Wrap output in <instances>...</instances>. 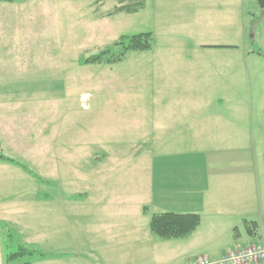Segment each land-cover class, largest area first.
Returning <instances> with one entry per match:
<instances>
[{
    "label": "rangeland",
    "instance_id": "1",
    "mask_svg": "<svg viewBox=\"0 0 264 264\" xmlns=\"http://www.w3.org/2000/svg\"><path fill=\"white\" fill-rule=\"evenodd\" d=\"M256 1L147 0L134 13L114 12L118 0L0 2V156L14 161L0 157V264H183L200 255L205 239L192 246L183 241L192 235L150 234L163 203L146 194L152 170L166 172L173 153L233 146L221 137L202 146L158 143L157 125L171 121L155 111L168 99L158 92L161 85L178 92L184 77L202 81L206 104L226 118L215 128L238 129L242 142L252 132L255 144L240 147L264 154V10ZM143 33L151 34L149 50L85 63ZM197 43L206 47L194 51ZM184 102L175 96L173 105ZM100 154L108 161L93 160ZM97 185L106 202L86 198ZM130 196L133 209H118ZM21 245L45 256L7 263Z\"/></svg>",
    "mask_w": 264,
    "mask_h": 264
},
{
    "label": "crops",
    "instance_id": "2",
    "mask_svg": "<svg viewBox=\"0 0 264 264\" xmlns=\"http://www.w3.org/2000/svg\"><path fill=\"white\" fill-rule=\"evenodd\" d=\"M146 9L147 0H144L143 8L137 12ZM192 13L198 15L200 12ZM222 13L231 14L233 12ZM236 13L239 14V12ZM166 24L167 21L162 20L161 25L165 26ZM193 46L194 51H201L206 47L201 43ZM168 77L167 75V79ZM180 82L181 88L178 92L175 87L170 90L163 85L159 89L161 91L158 92V95L168 99H165L166 102L163 106L155 107V111L157 114H167L165 118L171 119V121L167 126L163 122L157 125L156 128L163 132L162 140L158 143L168 140L169 144L173 145L202 146L206 142H210V138L213 143L216 137H221L223 143L226 141L233 146V150L230 153L207 154L200 152L168 155V170L166 172L152 170L151 186L146 190V194H150L153 200L155 195L159 198L158 200L161 199L163 202L159 211L161 213L199 215V227L191 234L192 236L190 235L191 237L187 236L190 238L183 240L192 246L194 240H206L202 247L195 250L200 253L197 257L217 260L227 251L245 249L251 245H264V229H262L264 226V154H256L254 147L248 148L246 151L240 147L241 144L252 146L255 144L252 140L254 137L252 132L248 131L246 137L249 140L242 142L238 129L218 131L215 128L220 119L226 120V118L221 115L223 110L206 104V92L204 88L202 90V81L192 84L190 78L185 80L184 77L180 79ZM181 95L185 98L184 105L176 107L173 105L174 97ZM169 97H173V99L170 101ZM192 98H195L196 102L201 105L193 106ZM130 111L131 108L128 106L120 108V112ZM93 160L108 161V157L105 154H100ZM192 164L196 165L197 169L187 170V166L192 169ZM100 186L102 185H97V190L94 188L86 198L88 197L92 201L98 199V203L106 202L109 193L103 190L105 189L102 188L103 186ZM132 201L131 196L130 199L126 197L118 199L117 208L120 210H123L122 208L133 209L129 207L134 204ZM152 204L154 203L152 202ZM103 206L107 208L105 205ZM158 206L153 208L156 209ZM107 218L110 217L107 216ZM134 218L136 219V217ZM142 220V218L138 219L141 221L139 222L141 225H143ZM131 224L133 230L138 231L135 220ZM190 258L196 257L184 258L183 264L192 260Z\"/></svg>",
    "mask_w": 264,
    "mask_h": 264
},
{
    "label": "trees",
    "instance_id": "3",
    "mask_svg": "<svg viewBox=\"0 0 264 264\" xmlns=\"http://www.w3.org/2000/svg\"><path fill=\"white\" fill-rule=\"evenodd\" d=\"M6 1V0H0ZM97 1V0H96ZM257 7L260 10H264V0H257ZM144 0H118V5L115 6L114 12H127L134 13L143 8ZM151 34L143 33L133 35L125 40H120L114 44L112 52L111 50L102 51L96 55H93L85 60L86 64H113L123 59L126 51H146L151 48ZM1 157V156H0ZM5 161L14 163L11 158H3ZM28 174L31 172L26 169ZM255 224V223H253ZM200 225V217L197 214H176V213H158L153 214L149 221V230L152 235L163 239H177L190 236ZM19 253H12L5 256L7 263L15 262L17 259L33 256L35 254L39 256H45L40 252L32 249L30 246H18ZM22 264H30L25 262Z\"/></svg>",
    "mask_w": 264,
    "mask_h": 264
},
{
    "label": "built area",
    "instance_id": "4",
    "mask_svg": "<svg viewBox=\"0 0 264 264\" xmlns=\"http://www.w3.org/2000/svg\"><path fill=\"white\" fill-rule=\"evenodd\" d=\"M264 263V245H251L245 249L227 251L217 260L196 257L187 264H260Z\"/></svg>",
    "mask_w": 264,
    "mask_h": 264
}]
</instances>
